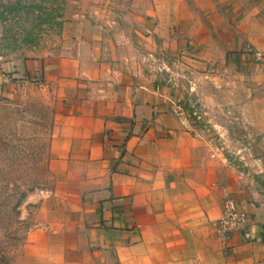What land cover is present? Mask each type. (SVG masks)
Masks as SVG:
<instances>
[{"label":"crops","instance_id":"obj_1","mask_svg":"<svg viewBox=\"0 0 264 264\" xmlns=\"http://www.w3.org/2000/svg\"><path fill=\"white\" fill-rule=\"evenodd\" d=\"M75 1L50 52L0 65V94L37 76L51 115L52 189L10 264H264L263 190L172 115L158 64L180 54L200 90L211 66L232 75L214 109L249 113L264 155V0Z\"/></svg>","mask_w":264,"mask_h":264},{"label":"rangeland","instance_id":"obj_2","mask_svg":"<svg viewBox=\"0 0 264 264\" xmlns=\"http://www.w3.org/2000/svg\"><path fill=\"white\" fill-rule=\"evenodd\" d=\"M82 6L75 0H0V65L24 68L38 61L57 41L67 10ZM159 60L172 115L264 192L262 134L251 126L249 113L213 106L218 99L215 81L223 79L229 87L233 76L211 66L204 73L207 80H200L203 92L197 85V68L180 54L162 52ZM31 78H14L0 94V264L12 262L35 224L36 202L52 189L46 152L51 115ZM208 117L212 121L207 122Z\"/></svg>","mask_w":264,"mask_h":264},{"label":"built area","instance_id":"obj_3","mask_svg":"<svg viewBox=\"0 0 264 264\" xmlns=\"http://www.w3.org/2000/svg\"><path fill=\"white\" fill-rule=\"evenodd\" d=\"M31 83L39 84L37 76L32 77ZM245 215L237 210L232 200H226L223 206V214L219 221L220 227L224 233L233 234L240 231L246 224Z\"/></svg>","mask_w":264,"mask_h":264}]
</instances>
